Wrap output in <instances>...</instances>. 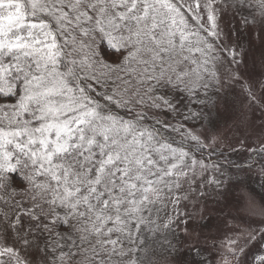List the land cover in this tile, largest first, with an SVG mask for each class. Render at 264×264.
Listing matches in <instances>:
<instances>
[{
    "label": "snow or ice",
    "instance_id": "snow-or-ice-1",
    "mask_svg": "<svg viewBox=\"0 0 264 264\" xmlns=\"http://www.w3.org/2000/svg\"><path fill=\"white\" fill-rule=\"evenodd\" d=\"M229 12L258 29V71L220 26ZM253 75L264 0H0V264H185L189 206L203 220L251 170L217 121L234 85L264 119ZM245 246L229 237L226 257Z\"/></svg>",
    "mask_w": 264,
    "mask_h": 264
},
{
    "label": "rangeland",
    "instance_id": "rangeland-1",
    "mask_svg": "<svg viewBox=\"0 0 264 264\" xmlns=\"http://www.w3.org/2000/svg\"><path fill=\"white\" fill-rule=\"evenodd\" d=\"M220 26L225 32H231L233 37L239 36L240 42L248 52V67L252 68L253 58L256 60V69L260 67L261 40L257 31L249 32L242 23V17L237 14L235 18L232 13L224 15L220 21ZM249 41H252L251 46ZM250 83L253 85L252 91L264 104V77L253 75ZM234 91L229 99L232 101L231 107L224 116L217 121V128L221 133L228 137L234 147L240 149L237 152H226V157L233 163L248 168L245 171L234 176V181L238 180L242 188L234 190L232 196L227 202L221 201L219 204L210 200L207 204V212L203 220L198 219L200 212L191 206L187 209L189 212H195L197 220L190 237L185 238L182 232H178L177 239L181 240L179 252L185 264H224L227 258L231 264H255V256L264 255V241L257 240L244 245V239L249 232L255 229L264 228L260 221L264 216L253 214L247 208L245 199H238L241 192L250 194L256 200L257 205L264 204V175L260 174L261 167H264V153L248 152V146H255L258 137L264 135L261 124L264 119L261 117L260 107H250L249 100L245 91H242L239 85L233 86ZM190 123V127L195 121ZM196 131H201L199 125H196ZM247 137L245 146L236 142V138ZM222 147H225L222 145ZM217 152L212 159H218ZM231 237H239V243L245 246V255L239 258V261L230 256L226 257L227 240Z\"/></svg>",
    "mask_w": 264,
    "mask_h": 264
},
{
    "label": "trees",
    "instance_id": "trees-1",
    "mask_svg": "<svg viewBox=\"0 0 264 264\" xmlns=\"http://www.w3.org/2000/svg\"><path fill=\"white\" fill-rule=\"evenodd\" d=\"M191 123H193V122H191Z\"/></svg>",
    "mask_w": 264,
    "mask_h": 264
}]
</instances>
